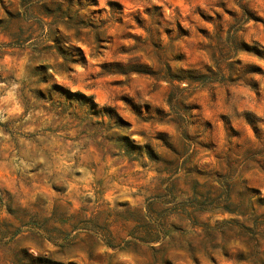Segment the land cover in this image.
I'll list each match as a JSON object with an SVG mask.
<instances>
[{
    "label": "rangeland",
    "instance_id": "obj_1",
    "mask_svg": "<svg viewBox=\"0 0 264 264\" xmlns=\"http://www.w3.org/2000/svg\"><path fill=\"white\" fill-rule=\"evenodd\" d=\"M0 264H264V0H0Z\"/></svg>",
    "mask_w": 264,
    "mask_h": 264
},
{
    "label": "trees",
    "instance_id": "obj_2",
    "mask_svg": "<svg viewBox=\"0 0 264 264\" xmlns=\"http://www.w3.org/2000/svg\"><path fill=\"white\" fill-rule=\"evenodd\" d=\"M196 80L200 81L201 83H210V82L218 81L219 77H218V73H213L212 76L201 75Z\"/></svg>",
    "mask_w": 264,
    "mask_h": 264
}]
</instances>
